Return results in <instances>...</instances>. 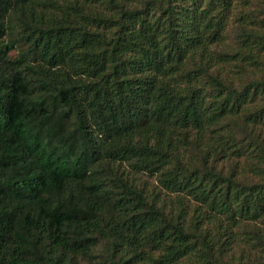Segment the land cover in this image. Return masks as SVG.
<instances>
[{"label":"trees","instance_id":"1","mask_svg":"<svg viewBox=\"0 0 264 264\" xmlns=\"http://www.w3.org/2000/svg\"><path fill=\"white\" fill-rule=\"evenodd\" d=\"M0 264H264V0H0Z\"/></svg>","mask_w":264,"mask_h":264},{"label":"rangeland","instance_id":"2","mask_svg":"<svg viewBox=\"0 0 264 264\" xmlns=\"http://www.w3.org/2000/svg\"><path fill=\"white\" fill-rule=\"evenodd\" d=\"M1 41H2L3 43H5L6 38H5V37H1ZM9 55H10V57H13V56L15 55V52L12 51V52L9 53Z\"/></svg>","mask_w":264,"mask_h":264}]
</instances>
